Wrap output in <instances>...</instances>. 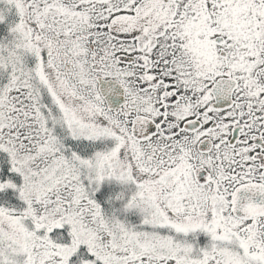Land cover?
I'll use <instances>...</instances> for the list:
<instances>
[{
  "label": "snow or ice",
  "instance_id": "snow-or-ice-1",
  "mask_svg": "<svg viewBox=\"0 0 264 264\" xmlns=\"http://www.w3.org/2000/svg\"><path fill=\"white\" fill-rule=\"evenodd\" d=\"M0 264H264V0H0Z\"/></svg>",
  "mask_w": 264,
  "mask_h": 264
}]
</instances>
